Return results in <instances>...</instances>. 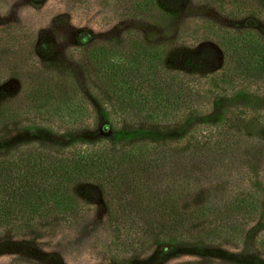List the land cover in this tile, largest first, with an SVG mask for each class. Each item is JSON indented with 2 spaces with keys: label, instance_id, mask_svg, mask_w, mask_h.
I'll return each instance as SVG.
<instances>
[{
  "label": "trees",
  "instance_id": "1",
  "mask_svg": "<svg viewBox=\"0 0 264 264\" xmlns=\"http://www.w3.org/2000/svg\"><path fill=\"white\" fill-rule=\"evenodd\" d=\"M12 33H0V51L26 50L32 62L31 49ZM212 35L223 53L216 71L205 70L210 49L187 53L131 34L85 49L83 77L106 98L102 112L112 139L80 136L93 113L72 74L29 64L23 90L0 97V131L19 123L40 129L42 120L53 123L44 130L70 144L31 142L0 152V239L71 227L102 200L113 260L136 259L156 246L239 242L260 208V118L241 105L216 120L183 125L207 96L247 104L264 86V40L251 32ZM178 123L181 132L168 131Z\"/></svg>",
  "mask_w": 264,
  "mask_h": 264
},
{
  "label": "rangeland",
  "instance_id": "2",
  "mask_svg": "<svg viewBox=\"0 0 264 264\" xmlns=\"http://www.w3.org/2000/svg\"><path fill=\"white\" fill-rule=\"evenodd\" d=\"M7 31H14L12 36L22 48L31 49L32 62L26 61L23 53L26 50L3 47L0 97L23 90L29 64L67 70L93 113L92 121L79 126L80 136L87 141L112 139L113 133L106 132L102 112L106 98L83 77L85 49L95 44L118 43L131 34L150 44L175 45L187 53L210 49L212 58L205 70L216 71L223 53L213 32H251L264 40V0H0V33ZM7 49L8 52L3 51ZM206 100L195 116L183 121L186 124L178 123L167 128L168 131L181 132L182 124L189 128L203 120H216L220 113L237 110L241 105L260 118V208L244 227L239 242L204 249L156 246L136 259L113 260L107 248L106 210L100 200L71 227L40 236L1 238L0 264L18 260L28 264H181L197 260L264 264V249L259 246L264 242V86L252 92L247 104L213 96H207ZM36 123L40 129H19L22 128L19 123L0 131V152L31 142L70 144L68 137L43 129L52 126V122Z\"/></svg>",
  "mask_w": 264,
  "mask_h": 264
}]
</instances>
